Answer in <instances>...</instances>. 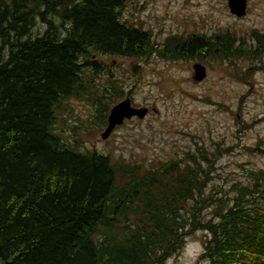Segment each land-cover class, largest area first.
I'll list each match as a JSON object with an SVG mask.
<instances>
[{"label":"trees","instance_id":"1","mask_svg":"<svg viewBox=\"0 0 264 264\" xmlns=\"http://www.w3.org/2000/svg\"><path fill=\"white\" fill-rule=\"evenodd\" d=\"M124 4L0 0L1 264H166L196 231L204 234L194 264H264L263 170H246L247 182L223 197L222 187L207 189L215 151L196 147L144 167L80 151L56 130L63 100L91 98V77L103 70L95 54L224 60L264 49L256 30L254 46L230 32L159 42L122 18ZM101 98L89 104L100 103L105 124L111 106Z\"/></svg>","mask_w":264,"mask_h":264},{"label":"rangeland","instance_id":"2","mask_svg":"<svg viewBox=\"0 0 264 264\" xmlns=\"http://www.w3.org/2000/svg\"><path fill=\"white\" fill-rule=\"evenodd\" d=\"M122 18L151 29L159 42L171 32L200 34L229 28L246 46H254L257 42L250 29L264 33V0H248L242 17L231 14L227 0H125ZM94 58L103 70L91 77L88 97L100 95L110 107L129 96L150 112L142 120H126L102 139L105 124L96 110L100 103L90 105L91 98L63 100L56 112V130L68 144L144 167L205 147L217 156L207 189L222 187L218 196L223 197L236 181L247 182L246 170L264 171V49L254 58L247 51L223 61H201L207 71L201 83L191 77L194 58L169 62L156 56L132 61L104 55ZM113 79L119 81L117 87ZM118 91L122 96L112 103L109 98ZM227 147L229 152L224 151ZM203 212L204 219L211 216V208ZM203 234L193 233L166 264H194L203 248Z\"/></svg>","mask_w":264,"mask_h":264},{"label":"bare ground","instance_id":"3","mask_svg":"<svg viewBox=\"0 0 264 264\" xmlns=\"http://www.w3.org/2000/svg\"><path fill=\"white\" fill-rule=\"evenodd\" d=\"M227 2H228V7H229V10H230V12H231V14H233V15H235V16H237V17H242V16H244L245 14H246V12H247V9L245 8V12H244V14H242V15H237V14H235V13H233L232 11H231V9H230V6H231V8H233L236 12L237 11H240L241 9H238L237 7H239V5H240V0H227ZM229 4H230V6H229ZM195 70V71H194ZM200 70V68L199 67H197L196 65L194 66V69H193V72H194V76H196L197 75V73H198V71ZM203 72L206 74V72H205V69L203 68ZM126 99H128L129 101H130V108L132 109V111L130 112V114L127 112V108L126 107H124L123 106V104L122 103H120V102H122V101H124V100H126ZM134 103L132 102V99H131V97H129V96H126V97H124V98H122L121 100H119L118 102H116L114 105H112L111 106V108H110V110H109V113H108V115H107V118H106V123H105V127H104V130H103V132L105 131V129L107 128V126H108V124H109V119H112V118H110V115H113L114 114V112H115V110L114 109H116V112H117V109L120 111V113H119V111H118V113H119V115H114V116H117V118L114 120L115 121V123L114 124H116L118 121H119V119H120V117H124L123 118V120H122V122L120 123V124H116L113 128H112V130L110 131V133H109V135L106 137V138H102V133H101V138L102 139H107L109 136H110V134L112 133V131L116 128V127H118V126H120L121 124H123L126 120H130L128 117L131 115V118L133 119V118H137V119H139V120H141V119H144L147 115H148V113L150 112V109L148 108V107H146V106H141V105H136V106H134L133 105ZM116 108H115V107ZM136 109H146L147 111H146V113H145V115L142 117V118H139L138 117V112L136 111ZM154 109V108H153ZM112 117V116H111ZM113 120V119H112ZM1 263V262H0Z\"/></svg>","mask_w":264,"mask_h":264},{"label":"water","instance_id":"4","mask_svg":"<svg viewBox=\"0 0 264 264\" xmlns=\"http://www.w3.org/2000/svg\"><path fill=\"white\" fill-rule=\"evenodd\" d=\"M229 6H230V4H229ZM245 6H246V0H240V5H239V7H237L238 9H241L240 11L236 12L233 8H231V6H230V9H231V11L233 13H235L237 15H242L245 12ZM196 66L199 67L200 70L198 71L197 75L194 78H195V80H201V79H203L205 77V73L203 72V67L201 65H199V64H196ZM120 103H122L123 106L127 108V112L130 114V112L132 111V109L130 108V101L128 99H126V100H124V101H122ZM114 110H115L114 114L110 115V118H112L113 120L109 119L110 122H109L107 128L105 129V131L102 133V138H106L109 135V133L112 130V128L117 123L120 124L122 122L123 118H124V117L123 118L120 117L119 121L116 124H114L115 123L114 120L117 118V116H114V115H119V113H120V111L118 109H117V112H116V109H114ZM118 111H119V113H118ZM136 111L138 112V117L142 118L145 115L147 110L146 109H136ZM131 115L129 117H131Z\"/></svg>","mask_w":264,"mask_h":264},{"label":"flooded vegetation","instance_id":"5","mask_svg":"<svg viewBox=\"0 0 264 264\" xmlns=\"http://www.w3.org/2000/svg\"><path fill=\"white\" fill-rule=\"evenodd\" d=\"M134 106H136L135 104H133Z\"/></svg>","mask_w":264,"mask_h":264}]
</instances>
